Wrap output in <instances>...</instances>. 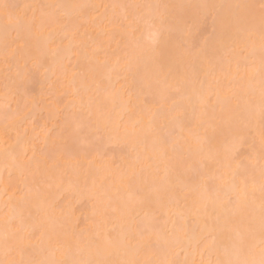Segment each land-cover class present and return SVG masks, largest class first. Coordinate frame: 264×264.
<instances>
[{
	"label": "snow or ice",
	"instance_id": "1",
	"mask_svg": "<svg viewBox=\"0 0 264 264\" xmlns=\"http://www.w3.org/2000/svg\"><path fill=\"white\" fill-rule=\"evenodd\" d=\"M256 7L48 3L26 4L19 11L20 5L0 3V11L11 22L3 26L0 48L9 81L0 99V121L7 138L3 147L7 177L0 179L5 194L14 180L21 185L13 194L19 201L14 204L9 198L5 205L9 212L0 232L4 256L0 264H197L186 256L179 259L185 244L193 250L204 246L201 255L206 251L208 258L199 264H264V0H260L258 16L246 11ZM190 8L196 9L191 19ZM108 9H120L119 17L110 18ZM223 9L231 12L226 27ZM89 18L97 29L96 38L81 32ZM113 21L125 31L131 28L133 36L134 26L143 24L147 43L133 38L123 50L119 46L112 49L110 42L105 45L100 37H110L104 25ZM193 36L203 39L186 46ZM162 40L179 50L176 60L161 62L158 47ZM62 53L80 57L88 74L80 87L73 82V96L79 97V104L69 102L67 107L74 111L55 138L47 134L39 151L46 161L60 155L73 163L62 167L57 161L51 169L45 163L42 170L36 144L21 137L19 129L39 106L29 81L36 73L47 78L49 72L62 67ZM121 72L125 84L117 90L112 74L118 77ZM201 72L212 78L206 90L203 81L199 90L191 87ZM218 72L231 77L230 95L213 92V82L217 89L221 84ZM213 95L215 103L222 105L219 122L209 124L195 143L185 139L184 109L177 97L189 104L198 102L203 117ZM149 96L160 102L156 111L149 107ZM63 102L64 98L55 101ZM145 112L151 113L147 124L142 118ZM12 132H16L14 140ZM113 136L124 138L140 165L138 171L132 166L129 172L123 163L105 162V169L119 174L124 186L122 193L117 189L115 200L107 196L113 212L120 214L119 231L115 235L97 233L85 240L76 233L77 224L63 232V242L58 239L51 258L16 259L17 255L23 257L33 241L43 244L47 237L52 243L45 219L55 221L62 209L58 201H41L42 187H51L57 180L63 184L69 173L77 177L81 172L91 173L96 163L93 156L105 159L107 151L101 148ZM181 140L184 147L178 148ZM209 164L230 173L226 186L209 185ZM95 172L98 175L100 170ZM190 179L203 183L193 187ZM96 187L95 179L91 188L85 184L81 197L91 200ZM192 191L198 195L187 211L173 214L172 207L187 201ZM33 202H38L35 213L31 211ZM207 202L223 210L215 220L205 218ZM190 218L197 222L191 229ZM57 253L61 259L56 258Z\"/></svg>",
	"mask_w": 264,
	"mask_h": 264
},
{
	"label": "bare ground",
	"instance_id": "2",
	"mask_svg": "<svg viewBox=\"0 0 264 264\" xmlns=\"http://www.w3.org/2000/svg\"><path fill=\"white\" fill-rule=\"evenodd\" d=\"M20 1H22V0H18V5H19V3H20V6H21V9L19 10V11H22V6L23 5H26V4H34V2L36 1V3L37 4H39L38 2H40L41 4H48V3H62V4H104V2H105V4L107 3L108 4V0H80V2H79V0H41V1H37V0H35V1H33V0H23L22 2H20ZM123 0H119V2H120V4H123V2H122ZM127 1H129V0H127ZM130 1H132V0H130ZM129 1V2H130ZM158 1L160 2V4H177V2H178V0H177V2H175V1H173V0H148V4L149 3H151V4H157L158 3ZM185 1H186V3H185ZM189 1V2H188ZM184 0V1H182L181 0V3H180V0H179V4H183L182 2H184V5H192L193 4V6H194V3L196 2L197 3V5H199V4H203V3H210V4H223L224 2V4H226V5H231V4H229V2L228 1H230V0ZM191 1H192V4H190L191 3ZM194 1V2H193ZM238 3L237 4H240V2L242 3L243 1H245V3H243L244 5H255L257 2H256V0H255V4H253L254 3V0L252 1V0H236ZM257 1H259V0H257ZM9 2V1H8ZM15 2V1H14ZM43 2V3H42ZM45 2V3H44ZM83 2V3H82ZM86 2V3H85ZM111 2H113L114 3V1H111V0H109V3H111ZM129 2H127V3H129ZM157 2V3H156ZM2 3H6V1H4V2H2ZM16 4H17V2H15ZM35 3V4H36ZM118 3V2H117ZM126 3V2H125ZM131 3H134V4H136L134 1H132ZM138 3V2H137ZM259 3H260V1H259ZM258 3V4H259ZM112 4V3H111ZM142 4V3H141ZM223 4V5H224ZM235 4V2L234 3H232V5H234ZM258 4H257V6H258ZM196 5V4H195ZM258 8V7H257ZM259 9V8H258ZM104 9H101L100 11L101 12H104L103 11ZM112 11H113V9H111ZM111 10H109V12L111 11ZM223 10H225V9H223ZM255 10V8L253 9V11L252 10H250V11H252V12H254V13H258L259 11H257V10H255V11H257V12H255L254 11ZM108 11V10H107ZM115 11L116 12H118V11H120V9H118V11H117V9H115ZM147 9H145V12L147 13ZM188 11V18L189 19H191V17H193L194 16V14H192V12H196V9L195 8H191V9H188L187 10ZM189 11H191V12H189ZM115 12V13H116ZM111 13V12H110ZM114 13V14H115ZM2 14V12L0 11V16H1V18L3 19V14ZM108 14V13H107ZM117 14L118 13H116L115 14V16H117ZM120 14V13H119ZM189 14H191V15H189ZM225 14V13H224ZM231 15V12H229V13H226L225 15H224V17H223V26H227L228 25V23H229V17H230V15ZM109 15V14H108ZM221 15H223V14H221ZM226 16V17H225ZM257 16H258V14H257ZM110 17V16H109ZM0 20V21H2V23L0 22V29H1V27H3L6 23H11L10 21H8L7 19H6V21L7 22H3V20ZM92 22V20H91V18H89V20H88V22ZM86 23L82 28H81V32L83 33V32H88V34L91 36V35H93L95 32H97V30L95 29L94 30V27H93V25L91 26V24H89V23ZM114 22V21H113ZM115 23H116V21H115ZM114 23V24H115ZM87 24H89L88 26H86ZM106 26V25H105ZM105 26H104V30H107L108 29V27H109V24L107 25L108 27H106L105 28ZM144 26V25H143ZM84 27H86V29L84 28ZM93 27V28H92ZM141 27H142V24H141ZM93 30H92V29ZM117 28V27H116ZM136 26H135V30H136ZM145 26L144 27H142V29H140L141 31H143L144 33H145ZM91 29V30H90ZM111 29H113V28H111ZM137 30V32L136 33H134V36L132 35V33H131V35H132V37L134 38V39H138V40H141V41H143V42H146L147 43V40H148V38L147 37H145L144 38V36H145V34H144V36H143V39L145 40V39H147L146 41H144L143 39H140L139 38V34H140V30ZM109 30V29H108ZM110 31V30H109ZM209 31H211V29L209 30ZM2 31L0 30V33H1ZM116 32V31H115ZM118 32V31H117ZM122 32V31H121ZM125 32V31H124ZM143 32L141 33V34H143ZM148 32V31H147ZM91 33H93V34H91ZM111 33H113L114 34V31L112 32V31H110V34ZM117 34V33H116ZM116 34H115V39L116 40H114L113 42L114 43H111V47L113 46V48L112 49H116L117 48V45L119 46L120 44L118 43L117 44V42H119L118 41V35H117V37H116ZM14 35V34H13ZM119 35H120V33H119ZM110 36H112L111 38H110V40H112V38H113V36L114 35H110ZM121 36V35H120ZM126 36V35H125ZM147 36V35H146ZM92 37V36H91ZM104 37V36H103ZM127 37L128 38H130V39H133V38H131V36L130 35H128V36H126V39H127ZM2 38V33L0 34V45H2V42H3V39H1ZM93 38H96V36H94L93 35ZM124 38V37H123ZM192 38V37H191ZM193 38H194V36H193ZM195 38H197L196 36H195ZM200 38V37H199ZM100 39L102 40V37H100ZM120 39V38H119ZM122 39V38H121ZM129 39V40H130ZM165 39H167V37H165ZM190 39V38H189ZM203 39V38H202ZM107 40H109V37L106 39V40H104V42H105V44L107 45L108 43L106 42ZM123 40V39H122ZM199 40V39H198ZM121 41V40H120ZM124 41V40H123ZM197 41V39L195 40V41H192V42H196ZM126 42V41H125ZM124 42V43H125ZM191 42V39H190V41H189V43ZM122 43V42H121ZM186 43H187V41H186ZM113 44V45H112ZM123 44V43H122ZM122 44L120 45V48L122 47ZM190 45V44H189ZM187 46H188V43H187ZM65 47H67V42H65ZM2 48V47H1ZM178 49L177 48H174L173 46H169V45H167L165 42H164V40H162L161 42H160V45H159V47H158V56H159V58H160V60H161V62H163V63H168V62H170V61H173V60H176L179 56L177 55L178 53L180 54V52H178L177 51ZM1 53H2V51H0ZM178 52V53H177ZM3 54V53H2ZM173 55H175V56H173ZM245 55H247V53H245ZM2 56V55H1ZM62 56H69V54L68 53H62ZM71 56H74V57H72V60H74L73 58H75V60H76V62L77 61H81V58L80 57H78V56H76L75 54L74 55H70V57ZM65 59H62V60H64V61H61V63H62V67H60V68H65V72H67V73H65L64 75H63V73L64 72H60L58 69L57 70H54V71H56V72H53V73H55V76L56 77H54L53 76V73L51 74V75H48V77L49 76H51L50 78H51V80H48V79H46V80H48L47 81V83L50 81V83L49 84H51L52 83V89L54 88V84H56V83H58V85L57 86H59V84H61V86H62V89H61V86L60 87H58L59 89H61L60 91L59 90H55V89H53V91L55 90L56 92H61V93H64L63 95V97H64V113L60 116V117H62V116H64V119H62V120H59V122H57L58 124H60V125H62L63 124V122L65 121V119L67 118V117H69V115H70V113H71V109L70 110H68V111H66L67 109H68V107H67V105L69 104V102L70 101H75L76 102V104L78 105L79 103V98L78 99H75V98H77V97H72V95H73V82L75 81V86L76 87H80L81 86V83H82V81H83V79H84V77L87 75L86 73V75H84V73L82 72V71H80V70H78L76 73H77V76H78V78H77V76H76V73H74V69H76V68H74V67H72V65L74 66L75 65V63L74 62H72V61H69L70 59H69V57L66 59V57H64ZM3 59V58H2ZM69 59V60H68ZM242 59V58H241ZM257 59H258V53H257ZM66 60H68V61H66ZM83 61V60H82ZM63 62H64V64H63ZM65 62H67V63H65ZM68 62H72V63H74V64H72V65H70ZM84 62V61H83ZM1 63H2V61H1ZM22 63V62H21ZM113 63H114V61H113ZM66 64H68L70 67H69V69L68 68H66L65 67V65ZM80 65V64H79ZM1 66V65H0ZM3 66V65H2ZM21 66V65H20ZM31 66V65H30ZM30 66H29V68H30ZM83 66H85V65H83ZM4 69H2V67L0 68V70L2 69V71L4 72L5 71V67H3ZM70 68H71V71H73V72H71V73H69L70 71ZM72 68H73V70H72ZM79 68L80 69H82V65H80L79 66ZM85 68V67H84ZM22 69H24V68H21V70ZM68 69V70H67ZM83 70V69H82ZM64 76V77H62V76H60V77H58V75H60V73ZM76 71V70H75ZM82 72V73H80V72ZM150 71V70H149ZM82 74L81 76L82 77H80V74ZM142 72H143V70H142ZM5 73V72H4ZM72 73H74V74H72ZM57 74V75H56ZM235 74V66L233 65V75ZM1 75V74H0ZM6 75V74H5ZM4 75V76H5ZM124 75H125V73H123V72H121L120 74H119V76L117 77V75L114 73V74H112V83H113V85H114V88L115 89H117V90H119V89H121V87L125 84V81H124ZM40 76V75H39ZM39 76H37V77H39ZM42 76V75H41ZM40 76V77H41ZM76 76V77H75ZM84 76V77H83ZM6 77V76H5ZM5 77H0V78H5ZM47 77V78H48ZM58 77V78H57ZM217 77L219 78V80L221 81V86H223L222 85V82L224 81L225 82V84H224V88L225 89H222V88H220L219 87V89H217L216 87H215V84H214V82H213V92H216V91H219L220 92V94H221V96H225V95H230V90H228L227 88L228 87H232V84H231V77H229V78H225V76L223 75V74H220L219 72L217 73ZM34 78H35V76H34ZM34 78L32 79V81H35L34 80ZM56 78L57 79H59V81H62L63 83H64V85H62L63 83H60L59 81L57 82V80H56ZM82 78V79H81ZM35 79H37V78H35ZM40 79V78H39ZM38 79V80H39ZM43 76L41 77V79H40V82H41V80L43 81ZM223 81H222V80ZM53 80V81H52ZM203 81L204 82V89L206 90L207 88H208V84H209V82L212 80V78L211 77H206L205 75H204V73L203 72H201L200 73V76H199V78H198V80H196L194 83H193V85L191 86L192 88H195V89H197V90H199L200 88H201V83H200V81ZM5 81V82H4ZM3 82H2V80L0 81L1 83V86H0V99H2L3 98V96H4V94H5V87H6V84H8L7 82H9L8 80H4ZM200 83H198V82ZM30 82V81H29ZM36 82H37V80H36ZM39 82V81H38ZM44 82V81H43ZM56 82V83H55ZM3 83V84H2ZM31 83H33V82H30V83H28V87L31 89V86H32V84ZM46 83V82H45ZM47 83H46V85H47ZM199 84V85H197V84ZM230 83V84H229ZM29 84H30V86H29ZM43 84V83H42ZM227 84H229V85H227ZM35 85V84H34ZM33 85V86H34ZM41 84H36V86H37V88L39 89L40 87L42 88V86H40ZM227 85V86H226ZM33 86H32V88H33ZM35 86V87H36ZM50 86V87H51ZM64 86H66V89H65V87ZM226 86V87H225ZM45 87V86H44ZM49 88V87H48ZM56 88V87H55ZM57 88V89H58ZM229 88V89H230ZM2 89V90H1ZM5 90V91H4ZM33 90V89H32ZM51 90V89H50ZM83 90V89H82ZM36 91V90H35ZM34 91V92H35ZM55 91H54V93H52V94H56L55 93ZM191 91V89H189V92ZM37 92H38V90H37ZM43 92V91H42ZM39 93V92H38ZM61 93H59V95H62ZM84 93V92H83ZM34 95H35V93H33ZM39 94H41V93H39ZM51 94V95H52ZM42 95V94H41ZM56 95H58V94H56ZM82 95V94H81ZM37 96V95H36ZM35 96V100H36V98H38L36 101L38 102L39 101V99H40V96H37L36 97ZM43 97L45 96V95H42ZM53 96V95H52ZM55 96V95H54ZM57 97V96H56ZM55 97V98H56ZM59 98L61 97V96H58ZM56 98V99H59V98ZM72 97V98H71ZM51 98V97H50ZM150 98H152V97H150ZM61 99V98H60ZM87 99V96H85V100ZM177 99L179 100V102L181 103V104H183V109H184V113L186 114V115H188L187 117H185L184 115H183V118H186V119H188V117L191 115L192 116V118L194 119H192L191 117L189 118V120H187L186 121V119L184 120L185 121V123H186V125L188 126V125H190L191 124V126L193 127V128H189V126H188V130H187V128L185 129V132H184V137H185V139H187V140H190L191 142H193V143H195V139H196V137H197V135H202V134H204V132H205V129L208 127V125L209 124H211V122H212V124H215L220 118H221V116H219V115H221L222 113V105H220V104H217V103H215V95H213V104L211 103V104H209L208 106H207V108H206V110H213V108H214V110H215V108H217V110L214 112L215 114L217 113L218 114V112L217 111H219V114H218V116L217 117H220V118H217L218 120L216 121H214V118H212L210 115V119L212 118V120L213 121H210V120H208V116H203L204 118H203V120L201 121V118L202 117H200V118H197V119H199V121L196 119V117H198V116H200V111H201V109L199 108L198 109V106L197 105H199V103L198 102H196L195 100H193V103L192 104H189L187 101H185V100H182L181 98H179V97H177ZM42 100V99H41ZM40 100V101H41ZM48 100V99H47ZM46 100V101H47ZM157 99H155V101H156ZM181 100V101H180ZM49 101V100H48ZM159 101V100H158ZM152 103V104H151ZM158 104H154V102L152 101V102H150V104L151 105H155V107L157 106V105H159L160 106V102H157ZM186 103V104H185ZM188 103V104H187ZM47 104V103H46ZM56 104V103H55ZM149 104V107L152 109V111H154L156 108H158V106L155 108L154 106H151ZM53 105H54V103L51 105L52 106V108L50 109V111H45V106H44V117H45V115L47 114V116H48V114H49V116H50V120H52V123H49V126H51L53 123H54V121H53V119L55 120V122H56V120H57V118L56 117H54L55 116V114L58 112V110L61 108H59L58 110H56V113H55V108L53 107ZM59 105V106H60ZM188 105H190V107H194L195 108V111H194V108H192L191 110L193 111V113H191V110H189V106ZM194 105H196V106H194ZM30 106V105H29ZM50 106V107H51ZM56 106H58L57 104H56ZM200 106V105H199ZM210 106V107H209ZM32 107V106H31ZM31 107H29V108H31ZM185 107H187L188 108V110H187V108H185ZM39 108V107H38ZM63 108H61L62 109V111H63ZM35 109V108H34ZM46 109H48V108H46ZM54 109V110H53ZM57 109V108H56ZM185 109L187 110V111H189V112H187V111H185ZM40 110V109H39ZM157 110V109H156ZM197 110V111H196ZM53 111V112H52ZM61 111V110H60ZM70 111V112H69ZM72 111H74V110H72ZM33 112V111H32ZM36 113H38L37 112V110L35 111ZM35 112H33L34 114H35ZM68 112V113H67ZM213 112V111H212ZM46 113V114H45ZM67 113V114H66ZM148 114L150 113V112H147ZM211 113V112H210ZM38 114H40V112L38 113ZM145 114V115H144ZM146 115V113H143V115H142V118H143V120L145 121V124H147V121H148V118H149V115L151 114H149V115ZM194 114H195V116H194ZM197 114V115H196ZM51 115L53 116V118H51ZM66 115H67V117H66ZM41 116V115H40ZM214 117L216 116V115H213ZM32 117H33V114H32ZM140 117V114H138V118ZM36 118V117H35ZM39 118V117H38ZM46 118V117H45ZM216 118V117H215ZM207 119V120H206ZM36 120H38L37 118H36ZM50 120H48V121H50ZM193 120V121H192ZM197 120V121H196ZM32 120H30V122H31ZM34 121V120H33ZM190 121H192V122H190ZM195 121V122H194ZM205 121V123L203 124L202 122H204ZM207 121H210V122H208L207 123ZM42 122H43V120H42ZM45 122V121H44ZM43 122V123H44ZM51 122V121H50ZM197 122V123H196ZM219 122V121H218ZM217 122V123H218ZM39 123H40V121H39ZM38 122H36L35 124H39ZM195 123V124H194ZM198 123H202L203 125H199L198 126ZM40 124H42V123H40ZM40 124H39V126H40ZM51 124V125H50ZM54 124H56V123H54ZM53 124V126H55ZM57 124V125H58ZM194 124V125H193ZM206 124H207V126H206ZM26 125V124H25ZM25 125H24V127H21V128H23V129H19V134L21 135V137H23L24 139H26V140H31V141H33L34 143H35V141H36V137L37 138H42L39 142L40 143H42L41 145H39V147H41L42 146V148H44V142H45V138H46V135L45 134H43V135H41V134H39L40 132H37V134H36V132H33V130H32V132L33 133H30L31 132V130H30V126L28 125V129L26 128L27 127V125H26V127H25ZM31 125V124H30ZM43 125V124H42ZM60 125H58V127L56 126V130L55 131H53V132H55V133H52V136H53V138H55V136H56V134L60 131ZM47 126V125H46ZM52 126V127H53ZM190 126V127H191ZM42 127V126H41ZM44 127V126H43ZM196 127V128H195ZM200 129H199V128ZM202 127H204V128H202ZM35 128V127H34ZM48 128V127H47ZM58 128V129H57ZM197 128L199 129V131L197 130ZM26 129L27 130H29L30 132H29V135H26L25 133L27 132L26 131ZM49 129H50V127H49ZM48 129V130H49ZM191 129V130H190ZM35 130V129H34ZM35 131H37V130H35ZM51 131V130H50ZM42 133V132H41ZM209 134H211V132L209 131ZM11 135H12V138H13V140L15 139V137H16V132H12L11 133ZM38 135H39V137H38ZM45 135V136H44ZM44 136V137H43ZM256 137H257V148L259 147V145H258V127H257V130H256ZM6 136H5V132H4V127H3V122L2 121H0V177H4V178H6L7 177V171L4 169V155H3V147H4V144H5V141H6ZM43 140V141H42ZM42 141V142H41ZM113 141V142H112ZM9 143H11L12 141H8ZM36 144V143H35ZM108 144V143H107ZM116 144H117V146H116ZM37 145V144H36ZM109 145H113L112 146V148L114 147V145H115V149H113V151H111V152H113V154H111L112 156L110 157H107V159L105 158V159H101L100 160V158L99 157H97V158H94L95 160H96V163H95V166H94V170L91 172V173H89V172H81L80 174H79V176L77 177L75 174H72V173H69V175L68 176H65L64 177V183L63 184H60V182H59V180H57V182L56 183H54V184H52V186L51 187H47V186H44V187H42V194H41V201H43V195H45V194H47L48 196V198L46 197V195H45V197H46V199H44L45 201H58L59 202V204H60V207H61V209H62V211H58L57 212V214H56V219H55V221H48V220H46L45 219V223H46V225H47V228H48V234H53L54 235V237L56 236V239H57V235H58V237L60 236H62L61 234H63V232L66 230V229H69L70 230V228L72 227V226H75V225H79V227L76 229V233L77 234H82V238L83 239H88V238H95L96 237V235H97V233H101V234H103L105 231H111L112 232V235H115V232L116 231H119V229H120V226H121V223H122V220H121V217H120V214L119 213H115V212H113V210H112V208L109 206V204H108V199H107V196H112L113 197V199L115 200L116 199V191H117V189H120V191H121V193L123 192V189H124V186H123V183H122V180H121V177H120V175L119 174H117V173H109L106 169H105V162H106V160H114V158H115V161L117 162V163H123L124 164V166H125V168L126 169H128V171L129 172H131V170H132V166H135V168H136V170L138 171L139 170V167H140V165L139 164H137L136 163V161H135V153H133V152H131V149H130V147L128 146V144H127V142L124 140V138L123 137H121V136H113V138H112V140H111V142L109 143ZM38 146V145H37ZM105 146H107L106 144L104 145V147ZM103 147V146H102ZM108 147V146H107ZM107 147H105V148H107ZM184 147V140H181L180 142H179V145H178V148H183ZM42 148H40V149H42ZM111 148V149H112ZM117 148V149H116ZM101 149H103V148H101ZM122 149H125V150H122ZM104 150H106V149H104ZM126 150L128 151L127 153H126ZM101 151H103V150H101ZM110 151V150H109ZM121 151H122V153H121ZM125 151V152H124ZM115 153V154H114ZM123 153L125 154L126 153V155H123ZM29 154H31V153H29ZM128 154V155H127ZM117 156V157H113V156ZM126 156V157H125ZM113 158V159H112ZM38 159L40 160V162H41V169L43 170V168H44V166H45V163L47 164V167L49 168V169H51L52 167H53V165H54V163H56L57 161H59V163L61 164V166L62 167H67L68 165H70L71 163H73V161H71V160H69V159H66V158H62L60 155H58L56 158H55V160H52V159H48L47 161H46V159H45V156H44V154L43 153H41L39 150H38ZM105 160V161H104ZM215 165V164H214ZM211 167V166H210ZM210 167H208V168H210ZM212 167H214V166H212ZM96 169H99L100 170V172H99V174L97 175L96 174V172H95V170ZM211 169V171L213 170V172H214V170H216L217 172H215L214 173V175H212L213 173L212 172H209L210 170L209 169H207V177L206 178H208L207 180H211V186H215L216 188H222V187H224V186H226V183L230 180V173L228 172V171H226V170H224V169H219V170H217L216 169V166L212 169V168H210ZM209 170V171H208ZM209 176V177H208ZM210 176H213V178H210ZM257 176H258V172H257ZM215 177V178H214ZM37 179H39V177H37ZM69 179H72V181H73V183L71 184V185H69V183H68V181H69ZM93 179H95V181H96V185H97V187H96V195H95V197L94 198H92L91 200H88V201H86V198H83V197H81V195H80V192L84 189V185L85 184H87L88 186H89V188H91V186H92V182H93ZM190 181H191V179L189 180V183H190ZM198 182H196V183H194V181H191L192 183H190V185H192L193 187H195L196 185H198V184H202L203 183V181H199V180H197ZM209 183V182H208ZM4 180L3 179H0V232H2V226H3V222H4V220H5V218H6V215L8 214V212H9V208L8 207H6L5 205L9 202V198H12V203H17L18 201H19V196L18 195H16V196H14L13 194L14 193H16L17 192V188L18 187H21V185H20V183H19V181L18 180H14L13 181V183H12V185L9 187V190H8V192H7V194H5V191H4ZM47 188L49 189L50 188V190H47ZM201 191H202V188L200 189ZM197 195H198V193L196 192V191H192V192H190L189 193V197H188V200L187 201H182L181 203H180V205L179 206H173L172 207V209H171V212L173 213V214H178V213H180V212H182V211H184V212H186L187 211V207H190L191 206V204H192V202H193V200H195L196 198H197ZM62 196V197H61ZM61 197V198H60ZM43 198V199H42ZM82 200H84V202L82 201ZM76 201L81 205H79L78 203H77V205L75 204L76 203ZM82 202V203H81ZM37 203L38 202H33V204L31 205V211L33 212V213H35V211H36V206H37ZM84 203V204H83ZM73 205H75V207L73 206ZM79 207V208H81V210H80V212H82V214L79 212V209H77L76 210V207ZM82 208H83V210H82ZM146 211L148 210V209H145ZM201 210H202V214L204 213V209H203V206H201ZM222 209L219 207V205L218 204H213V203H211V202H207V208H206V217L205 218H207V219H210V220H215V218H216V216L217 215H220V214H222ZM83 215V216H82ZM82 216V217H81ZM82 218V219H81ZM81 220H82V222H81ZM196 220L195 219H192V218H190L189 219V228L191 229V228H193V227H196ZM203 224H204V219H201L200 220V227H202L203 226ZM164 225H163V221H161L160 222V227H163ZM168 228L170 229L171 228V224L169 223V225H168ZM52 229H54V231H55V233H58V234H54L53 232H50L49 233V230L50 231H53ZM112 230H115V231H112ZM199 230V228H197V231ZM50 236V235H49ZM52 236V235H51ZM54 237H52V238H54ZM47 238V237H46ZM45 238V240H44V242H43V244H41V243H39V242H37V241H33L32 242V246L31 247H29V249L24 253V254H26L27 252L28 253H32V256L34 257L33 259H30L29 258V260H35V261H39V260H43V259H46V258H51V255H52V252H53V250H54V246H55V244L57 243V241L58 240H56L55 239V241H54V239H53V242L51 243V245L49 244V242L47 241V239ZM59 240H60V242H63L62 241V237L61 238H58ZM183 247H184V249H185V251L184 252H182V254H180V256L181 255H183L184 256V258H181L180 256V259L181 260H183V259H185V256L187 257V259H189V260H195L196 262H197V264H199V262L202 260V259H204V260H206L207 258H208V254H207V252L205 251L204 252V255L202 256L201 255V251H203V247L204 246H201V249L200 250H193L192 248H190V247H188L186 244L185 245H183ZM43 249H45V250H43ZM26 254V256L25 255H23V256H25V257H29L30 256V254ZM34 254V255H33ZM29 255V256H28ZM31 256V257H32ZM46 256H48V257H46ZM25 257H23V259L25 258ZM4 258V256H3V249H2V244H0V259H3ZM56 258L57 259H61L62 257L60 256V254L59 253H57L56 254ZM213 258H215V257H213ZM16 259H22V257L21 256H19V255H17L16 256ZM25 260H26V258H25Z\"/></svg>",
	"mask_w": 264,
	"mask_h": 264
},
{
	"label": "rangeland",
	"instance_id": "3",
	"mask_svg": "<svg viewBox=\"0 0 264 264\" xmlns=\"http://www.w3.org/2000/svg\"><path fill=\"white\" fill-rule=\"evenodd\" d=\"M4 1H6V3H9V4L18 5V0H0V3L4 2ZM8 1H9V2H8ZM14 1L17 2V4H16ZM22 1H23V0H22ZM22 1H20V2H22ZM33 1H35V0H33ZM37 1H38V0H37ZM39 1H41V0H39ZM42 1H43V0H42ZM81 1H82V0H81ZM83 1H84V0H83ZM85 1H86V0H85ZM111 1H114V3L111 2L112 4H120L119 0H111ZM129 1H130V0H129ZM129 1H127V0H123L122 2H123L124 5L134 4V3H131L132 1H134L136 4H141V3L144 4V5H147V4H148V0H132V1H130V2H129ZM160 1H161V0H160ZM170 1H171V0H170ZM173 1L177 2V0H173ZM182 1H184V0H182ZM187 1H188V0H187ZM252 1H253V0H252ZM259 1H260V0H259ZM259 1L256 0L257 3L255 4V0H254V3H253V4H255V5L257 6V4L259 3ZM79 2H80V0H79ZM107 2H108V5H112L111 3H109V0H108ZM117 2H118V3H117ZM125 2H126V3H125ZM127 2H129V3H127ZM137 2H138V3H137ZM178 2H179V0H178ZM178 2H177V4H179ZM188 2H189V1H188ZM193 2H194V1H193ZM228 2H229V4H231V5H232V3H234V2H235V4L238 3L236 0H230V1H228ZM35 3H36V1L34 2V4H35ZM38 3L41 4L40 2H38ZM42 3H43V2H42ZM44 3H45V2H44ZM82 3H83V2H82ZM85 3H86V2H85ZM156 3H157V2H156ZM180 3H181V0H180ZM182 3L184 4V2H182ZM185 3H186V1H185ZM224 3H225V2H224ZM224 3H223V4H224ZM243 3H245V1H243L242 3L240 2V4L244 5ZM36 4H37V3H36ZM83 4H84V3H83ZM102 4H103V3H102ZM104 4H105V2H104ZM106 4H107V3H106ZM149 4H151V3H149ZM157 4H160V2L158 1ZM190 4H192V1H191ZM195 4L197 5L196 2L194 3V5H195ZM259 4H260V3H259ZM259 4H258V6H259ZM19 5H20V3H19ZM192 5H193V4H192ZM224 5H226V4H224ZM258 6H257V7H258ZM257 7L255 8V10L259 11V9H258L259 7H258V8H257ZM190 9H191V8H190ZM109 10H111V9H108L107 13L109 14L108 16H110V18L113 17L116 13H118L116 17H119V13H120V11H118V9H117L118 12H116L115 10H113V11L111 10V11H110L111 13L109 12ZM251 10L253 11V9H251ZM255 10H254V11H255ZM103 11H104V10H103ZM142 11L145 12V9L142 10ZM246 11H250V10H246ZM257 11H255V12H257ZM1 12H2V11H1ZM115 12H116V13H115ZM189 12H191V11H189ZM229 12H230V10H228V9L222 10V11H221V14H223L222 17H224V15H225L226 13H229ZM114 13H115V14H114ZM145 13H146V12H145ZM224 13H225V14H224ZM258 13H259V12H258ZM258 13H255V14L257 15ZM2 14H3V12H2ZM2 14H1V15H2ZM192 14H195V13L192 12ZM189 15H191V14H189ZM229 15H230V14H229ZM2 17H3V19H2L1 16H0V20L2 19L3 22H4V21L7 22V21H6V18H5V16H4V14H3ZM225 17H226V16H225ZM191 18H192V17H191ZM0 22L2 23V21H0ZM88 23L91 24V26L93 25L91 21L88 22ZM114 23H115V21L112 22V23H110V24H109V27L107 26L108 24H105L106 26L104 25L105 28L108 27V29H109L110 31H112V32L114 31V34L111 33V35H114L113 38H112V40H110V38H111L112 36H110V37H109V36H104V37L102 36V40L104 41V40H106V39L109 37V40H107L106 42H107V43H108V42H110V43H114L113 41L116 40V39H115V34L117 33V34H116V37H117V35H118L117 38H118V41H119V42H117V44L119 43V44L121 45V44L123 43L121 48H120V45H119V48H120L121 50H123L124 47H125V44H126V43L129 41V39H130V38H128V37H127V39H126V36L130 35L131 38H133L132 35H131V33H132V29H131V28H128V29L125 31L124 29H122V28L119 26V23H118V22H116L115 24H114ZM209 23H210V22H209ZM89 24H87L86 26H88ZM84 25H85V24H84ZM116 27H117V28H116ZM134 27H135V26H134ZM136 27H137V28H136V30H135V33L137 32V30H138L139 28L142 29V27H144V26H143V24H142V27H141V24H140L139 26H136ZM84 28L86 29V27H84ZM92 28H93V27H92ZM92 28H91V29H92ZM111 28H113V29H111ZM2 29H3V27H1L0 30L2 31ZM82 29H83V28H82ZM91 29H90V30H91ZM106 29H107V28H106ZM108 29L105 30V31L110 33V31H109ZM140 29H139V30H140ZM143 29H144V28H143ZM145 29H146V28H145ZM145 29H144V30H145ZM210 29H211V28H209L208 31H209ZM92 30H93V29H92ZM94 30H95V28H94ZM96 30H97V29H96ZM115 31H116V32H115ZM117 31H118V32H117ZM121 31H122V32H121ZM124 31H125V32H124ZM142 32H143V31L140 30V34L138 35L139 38H140V39H143L144 34H145L144 38H145V37L148 38V32H147V29L145 30V33L143 32V34H141ZM209 32H210V31H209ZM1 33H2V32H1ZM1 33H0V34H1ZM119 33H120L121 36L119 35ZM91 34H93V33H91ZM93 35H94V36H97V32H95ZM93 35H91V36L93 37ZM125 35H126V36H125ZM146 35H147V36H146ZM123 37H124V38H123ZM119 38H120V39H119ZM121 38H122L124 41H123ZM202 38H203V36H200V38H199V37L195 38V36H194V38H193V37L190 38V39H191V42H190V43H189L190 39H188V40H187L188 46H190L189 44H191L192 41H195L196 39H197V41H199V40H202ZM1 39H3V35H2V38H1ZM198 39H199V40H198ZM120 40H121V41H120ZM143 40H144V39H143ZM146 40H147V39H145L144 41H146ZM125 41H126V42H125ZM197 41H196V42H197ZM121 42H122V43H121ZM124 42H125V43H124ZM104 43H105V42H104ZM145 43H146V42H145ZM187 43L185 42L186 46H187ZM105 45H106V44H105ZM112 45H113V44H112ZM113 46H114V45H113ZM113 46H112L111 48H113ZM1 47H2V45H0V48H1ZM114 47H115V46H114ZM117 47H118V45H117ZM174 48H175V47H174ZM177 51H178V50H177ZM178 52H179V51H178ZM178 52H177V53H178ZM1 55H2V56H1ZM69 55H74V53H73V54H69ZM177 55L179 56L180 54L178 53ZM258 55H259V54H258ZM173 56H175V55H173ZM63 57H66V59H67L69 56H63ZM72 57H74V56H71V57L69 58L70 60H69V59H68V60L74 62L75 65L73 66L72 64H74V63H72V62H71V63L68 62V63H69L70 65H72V67H74V68H76V67L78 66V67H77L76 69H74V70H73V68H72V70L74 71V73H76L78 70H80V71H82V72L84 73V75L88 74V69H87V67H86V65H85V62H83L82 59H81V61H77V62H76L75 58H73L74 60H72ZM2 58H3V54L0 52V65H1L0 68L2 67V69H4L3 67H5V65H4V62H3V59H2ZM63 59H65V58H63ZM68 60H66V61H68ZM1 61H2V63H1ZM62 61H64V60H62ZM21 62H22V63H20L21 66L19 65L20 70H21V68H24L23 61H21ZM65 63H67V62H65ZM63 64H64V62H63ZM79 64L82 65V69H83V70L79 68V66H80ZM2 65H3V66H2ZM83 65H85V66H83ZM29 66H30V65H29ZM65 67L69 69L70 66H69L68 64H66ZM84 67H85V68H84ZM30 68H31V66H30ZM58 68H59L60 70H59ZM58 68H56V70L58 69L60 72H64L63 75H64L65 73H67V72H65L66 70H65L64 67H63V68L58 67ZM2 69L0 70V74H1L0 77H5V76H6V75H5V74H6V71H4V72H5V73H4V72L2 71ZM68 69H67V70H68ZM77 69H78V70H77ZM75 70H76V71H75ZM23 71H24V69L21 70V72H23ZM59 71H58V72H59ZM69 71H70L69 73L73 72V71H71V68H70ZM80 71H79V72H80ZM143 71H144V70H143ZM148 71H149V70H148ZM53 72H56V71H53ZM53 72H49L48 75H51ZM60 72H59V73H60ZM79 72H78V73H79ZM82 72H80V73H82ZM74 73H72V74H74ZM80 73H79V74H80ZM85 73H86V74H85ZM220 74H221V73H220ZM4 75H5V76H4ZM11 75H12V76H15V73L13 72ZM39 75L41 76V74L36 73L34 76H35V78H37V79L34 78L35 81H32V80L30 81V82H33V83H31L32 86L35 84V85L33 86V88H32V86H31V89H30V90H31L32 93H35L34 97H35L36 95H37V96H40V99H39V101H38V105H39L38 107H39V108L36 107L35 109H32L33 112H35V111L37 110V112H38V113L40 112V114H38V113H36V112H35V114H34V113L32 112V114H33V117H32V119H31L32 121L30 122V120H29L28 123H27V124L30 126V130H31V132H30L29 130H27L29 127H28V125L26 124L27 127H26V125H25V127L27 128V129H26L27 132H26L25 134H26V135H29V132H30V133L36 132V134H37V132H40V131L42 130V131H41L42 133L40 132L39 134H41V135L45 134V135L47 136L48 133H55V132H53V131L56 130V126L58 127V125H60V124H58L57 122H59V120L64 119V116L60 117V116L64 113V108H63V107H64V106H63V105H64V104H63L64 102L61 103V105H62L63 107H62L60 104H57L58 106H56V104H55V101L57 100L56 98H57L58 96H61L60 98H64V97H63V96H64V95H63L64 93L56 92V91H55V90H59V91H60V90L62 89L61 84H59V86H57L58 83L55 82L56 84H54V88H53V89H55L54 91H55V93L58 94V95H56V94H52V93H54V91H53V89H52V86H51L52 83L49 84L50 81L47 83V81H48V80H51L52 77H51V76H49V77L47 76L48 78H44V77H43V78H44V79H43L44 82H43L42 80H41V82H40V79H41L42 76L40 77ZM56 75H57V74H56ZM63 75L60 73V75H58V77H60V76L64 77ZM81 75H82V74H80V77H82ZM37 76H39V77H37ZM53 76L56 77V76H55V73H53ZM76 76H77V73H76ZM76 76H75V77H76ZM50 77H51V78H50ZM58 77H57V78H58ZM83 77H84V76H83ZM39 78H40V79H39ZM57 78H56V80H57V82H58L59 79H57ZM77 78H78V76H77ZM84 78H85V77H84ZM38 79H39V80H38ZM46 79H48V80H46ZM52 79H53V78H52ZM81 79H82V78H81ZM1 80H2V82H3L4 80H7V79H6V77H5V78H3V79L0 78V81H1ZM36 80H37V82H36ZM83 80H84V79H83ZM221 80H222V79H221ZM38 81H39V82H38ZM52 81H53V80H52ZM199 81H200V80H199ZM222 81H223V80H222ZM4 82H5V81H4ZM30 82H29V83H30ZM45 82L47 83V85H46ZM59 82H60V83H63L62 81H59ZM197 82H198V81H197ZM0 83H1V82H0ZM7 83H8V82H7ZM42 83H43V84H42ZM198 83H199V82H198ZM223 83L225 84V82L223 81V82H222V85H223V86L220 85V88L223 87L222 89H225ZM2 84H3V83H2ZM36 84H37V85H38V84H41L40 86H42V88L40 87V88L38 89L37 86H36ZM196 84H197V83H196ZM199 84H200V83H199ZM199 84H197V85H199ZM229 84H230V83H229ZM229 84H227V85H229ZM62 85H64V83H63ZM227 85H226V86H227ZM0 86H1V84H0ZM29 86H30V84H29ZM35 86H36V87H35ZM44 86H45V87H44ZM50 86H51V87H50ZM60 86H61V89L58 88V87H60ZM226 86H225V87H226ZM48 87H49V88H48ZM55 87H56V88H55ZM64 87H65V89H66V86H64ZM57 88H58V89H57ZM229 88H230V87H228L227 89L230 90L231 88H230V89H229ZM4 89L7 90L6 87H5ZM32 89H33V90H32ZM50 89H51V90H50ZM1 90H2V89H1ZM5 90H4V91H5ZM35 90H36V91H35ZM37 90H38L39 93H41L42 95H45V96L43 97L41 94H39V93L37 92ZM34 91H35V92H34ZM42 91H43V92H42ZM59 93H61L62 95H59ZM51 94H52L53 96H52ZM81 94L84 95V98H85L86 95L83 93V90H81ZM146 94H147V92H146ZM230 94H231V93H230ZM54 95H55V96H54ZM37 96H36V97H37ZM56 96H57V97H56ZM50 97H51V98H50ZM55 97H56V98H55ZM72 97L74 98L73 95H72ZM72 97H71V98H72ZM150 97H152V96H149V101H150V102L153 101L155 105L158 104V103H157V102H159L158 99L155 101V100L153 99V97H152V98H150ZM58 98H59V97H58ZM60 98H59V99H60ZM78 98H79V97H77V98H75V99H78ZM179 98H180V97H179ZM37 99H38V98H36V100H37ZM41 99H42V100H41ZM47 99H48L49 101H48ZM40 100H41V101H40ZM46 100H47V101H46ZM75 101H76V100H75ZM180 101H181V100H180ZM46 103H47V104H46ZM53 103H54L53 107L55 106V107L57 108V109H56V108L54 107L55 110L53 109V110L55 111V113H56V110H58L60 107L63 108V111H62V109L60 108V109L58 110V112L55 114V116L53 115L54 117L57 118L56 122H55V120L53 119L54 123H56V124L53 123L55 126H53V124H52V125L50 124L51 126H49V123H52V120H50V116H49V114H48V116H47L46 113H45V114H46V115H45L46 118H45V117H44V112H45L46 110H47V111H50V109L52 108L51 105H52ZM75 103H76V102H75ZM78 103H79V102H78ZM149 104H150V103H149ZM151 104H152V103H151ZM151 104H150V105H151ZM154 104L151 105V106H154V107H155ZM159 104H160V103H159ZM185 104H186V103H185ZM187 104H188V103H187ZM212 104H213V103H212ZM59 105H60V106H59ZM181 105L183 106V104H181ZM44 106H45V111H44ZM50 106H51V107H50ZM157 106H158V108H159V105H157ZM157 106H156V107H157ZM188 106L190 107V105H188ZM194 106H196V105H194ZM197 106H198V109H199L200 106H199V105H197ZM29 107H31V104H30ZM156 107H155V108H156ZM209 107H210V106H209ZM46 108H48V109H46ZM158 108H156V109H158ZM185 108H187V107H185ZM192 108H194V107H193V106L190 107L189 110H191ZM39 109H40V110H39ZM156 109H155L154 111H156ZM194 109H195V108H194ZM60 110H61V111H60ZM68 110H70V109L68 108L66 111H68ZM187 110H188V108H187ZM187 110L185 109V111H187ZM216 110H217V108H215V110H214V108H213V110H209V111L206 110V114H205V116H208V117H207L208 120L213 121L212 118H214V121H215V120L217 121V120H218L217 118H220V117H217L218 114H219V111H217L218 114H217V113H216V114L214 113ZM43 111H44V112H43ZM47 111H46V112H47ZM71 111H72V110H71ZM196 111H197V110H196ZM212 111H213V112H212ZM52 112H53V111H52ZM69 112H70V111H69ZM187 112H189V111H187ZM210 112H211V113H210ZM67 113H68V112H67ZM67 113H66V114H67ZM145 113H146V115L148 114L147 112H145ZM191 113H193L192 110H191ZM221 113H222V112H221ZM149 114H150V113H149ZM149 114H148V115H149ZM186 114H187V113H186ZM186 114L183 113L184 116H185ZM40 115H41V116H40ZM142 115H143V114H142ZM144 115H145V114H144ZM150 115H151V114H150ZM150 115H149V116H150ZM191 115H192V114H191ZM191 115L188 117V119L184 118V120L186 119V121H187V120H189L190 117L192 118ZM196 115H197V114H196ZM209 115L212 117L211 119H210V116H209ZM213 115H216V116H215L216 118H215ZM53 116L51 115V118H53ZM187 116H188V115H186L185 117H187ZM194 116H195V114H194ZM219 116H222V114L219 115ZM35 117H36L38 120H36ZM38 117H39V118H38ZM66 117H67V115H66ZM198 117H200V116H198ZM198 117H196V119H197ZM61 118H62V119H61ZM203 118H204V117L201 118V121L203 120ZM192 119H193V118H192ZM33 120H34V121H33ZM42 120H43V122H44V121H45V122L43 123ZM48 120H50L51 122L48 121ZM193 120H194V119H193ZM193 120H192V121H193ZM197 120L199 121V119H197ZM197 120H196V121H197ZM206 120H207V119H206ZM219 120H220V119H219ZM219 120H218V121H219ZM39 121H40V123H42L43 125L40 124ZM62 121H63V120H62ZM192 121H190V122H192ZM210 121H207V123L210 122ZM218 121H217V122H218ZM36 122H38V123L40 124V126H39V124H35ZM187 122H188V121H187ZM194 122H195V121H194ZM217 122H216V123H217ZM196 123H197V122H196ZM202 123L204 124L205 121L202 122ZM202 123H198V126H199V125H200V126L203 125ZM216 123H215V124H216ZM30 124H31V125H30ZM57 124H58V125H57ZM185 124H186V123H185ZM194 124H195V123H194ZM194 124H193V125H194ZM211 124H212V122H211ZM46 125H47V126H46ZM41 126H42V127H41ZM43 126H44V127H43ZM52 126H53V127H52ZM188 126H189V128H193V127L191 126V124L188 125ZM188 126H187V130L189 129ZM190 126H191V127H190ZM200 126H199V127H200ZM206 126H207V124H206ZM23 127H24V126H23ZM34 127H35V128H34ZM47 127H48V128H47ZM49 127H50V129H49ZM59 127H60V126H59ZM199 127H198V128H199ZM195 128H196V127H195ZM198 128H197V130L199 131L200 128H199V129H198ZM202 128H204V127H202ZM21 129H23V128H21ZM34 129L37 130V131H35ZM48 129H49V130H48ZM57 129H58V128H57ZM32 130H33V132H32ZM50 130H51V131H50ZM190 130H191V129H190ZM45 135H44V136H45ZM44 136H43V137H44ZM38 137H39V135H38ZM41 139H42V138H37V137H36V141H35V143L38 145V146L36 145L38 150H40V148H42V146L39 147V145L42 144V143L39 142ZM42 141H43V140H42ZM42 141H41V142H42ZM112 142H113V141H112ZM106 145H107L108 147L105 146V147H107V148H105V147L103 146V147H102L103 149H101V150L105 151L104 149H106V151H107V157H109V156L111 157V156H112L111 154H113V152H114L113 149H115V148H114L115 145H114L113 148H112L113 145H109V143L106 144ZM116 146H117V144H116ZM111 148H112V149H111ZM116 149H117V148H116ZM109 150H110V151H109ZM122 150H125V149H122ZM111 151H113V152H111ZM124 152H125V151H124ZM127 152H128V151L126 150V153H127ZM121 153H122V151H121ZM126 153H125V154L123 153V155H126ZM114 154H115V153H114ZM127 155H128V154H127ZM93 157H94V158H97V157H95V156H93ZM107 157H106V159H107ZM113 157H117V156L115 155V156H113ZM125 157H126V156H125ZM112 159H113V158H112ZM100 160H101V159H100ZM114 160H115V158H114ZM104 161H105V160H104ZM108 161H109V160H108ZM210 166H211V167H210ZM212 166H214V167L216 166V169L218 168V166H217V165H214V164H209L208 167H210V168L213 169L214 167H212ZM210 168H208V169L210 170V171H209V170H208V171H209V172H212V173H213L212 175H214V173L217 172V171L214 170V172H213V170L211 171ZM217 170H219V168H218ZM207 174H208V173H207ZM208 177H209V176H208ZM65 178H66V177H65ZM210 178H213V176H210ZM214 178H215V177H214ZM207 179H208V178H207ZM191 181H192V180H191ZM191 181H190V183H192ZM207 181L209 182V185L211 186V180H207ZM196 182H198V181H196ZM196 182L194 181V183H196ZM18 188H19V187H18ZM18 188H17V190H18ZM47 190H50V188H49V189L47 188ZM45 195H46V197L48 196L47 194H45ZM45 195H43V196H44V197H43L44 199H46ZM61 197H62V196H61ZM61 197H60V198H61ZM43 198H42V199H43ZM47 198H48V197H47ZM44 199H43V201H45ZM82 201L84 202V200H82ZM77 203H78V202L76 201L75 204L77 205ZM79 203H80V202H79ZM79 203H78V204H79ZM81 203H82V202H81ZM83 204H84V203H83ZM79 205H80V204H79ZM73 206L75 207V205H73ZM80 206H81V205H80ZM77 209H79V212H80L81 208H79V207L77 206V207H76V210H77ZM82 210H83V208H82ZM80 213L82 214V212H80ZM82 216H83V215H82ZM82 216H81V217H82ZM81 219H82V218H81ZM81 222H82V220H81ZM52 230H53V231H50V230H49V233H50V232H53L55 235L58 234V233H55L54 229H52ZM48 235H50V236L52 235L51 238L54 237L53 234H48ZM58 235H59V234H58ZM58 235H57V239H56V236H55L54 238H52V242H53V239H54V241H55V239L58 240V238H61V237H62V236H61V237H60V236L58 237ZM61 235H62V234H61ZM46 239H47V238H46ZM47 241H48V239H47ZM43 250H45V249H43ZM27 253H28V252H27ZM27 253H26V254H27ZM26 254H24V255L26 256ZM28 254H30V256L28 255V256H29L28 258L25 257V256H23V257L26 258V260H29V258H30V259H33V258H34V257L32 256V253H31V252L28 253ZM181 254H182V252H181ZM33 255H34V254H33ZM31 256H32V257H31ZM181 256H182V257H181ZM181 256H180L181 258H184L183 255H181ZM23 257H22V259H23ZM46 257H48V256H46ZM180 257H179V259H180ZM25 258H24V259H25Z\"/></svg>",
	"mask_w": 264,
	"mask_h": 264
}]
</instances>
